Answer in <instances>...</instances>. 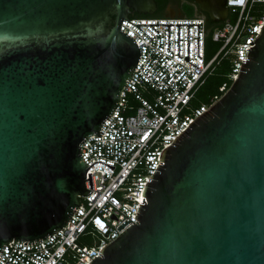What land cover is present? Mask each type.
Instances as JSON below:
<instances>
[{"label":"water","instance_id":"water-1","mask_svg":"<svg viewBox=\"0 0 264 264\" xmlns=\"http://www.w3.org/2000/svg\"><path fill=\"white\" fill-rule=\"evenodd\" d=\"M194 1L214 22L229 16L227 0ZM157 9L0 0V250L52 237L92 192L101 161L88 166L81 144L103 134L141 56L121 21ZM255 42L229 90L161 152L139 223L90 264H264V28Z\"/></svg>","mask_w":264,"mask_h":264},{"label":"built area","instance_id":"built-area-1","mask_svg":"<svg viewBox=\"0 0 264 264\" xmlns=\"http://www.w3.org/2000/svg\"><path fill=\"white\" fill-rule=\"evenodd\" d=\"M226 5L238 18L226 19L214 32L213 39L223 45L212 59L206 53L205 16H133L131 22L121 21L120 30L135 40L141 56L114 112L102 123L103 134L81 144L88 166L101 161L115 167L94 163L86 174V179L92 175L93 188L86 180L92 192L79 196L80 208H74L68 224L34 244L15 239L4 244L0 264H90L103 255L101 249L139 223L138 209L148 202L144 191L161 152L229 90L247 63V48L262 34L264 0H227ZM222 50L232 59L231 83H223L210 102L196 107L197 89ZM129 219L134 223L117 229Z\"/></svg>","mask_w":264,"mask_h":264},{"label":"trees","instance_id":"trees-1","mask_svg":"<svg viewBox=\"0 0 264 264\" xmlns=\"http://www.w3.org/2000/svg\"><path fill=\"white\" fill-rule=\"evenodd\" d=\"M158 5H161L162 0H156ZM134 16H156L162 17L163 14L144 15L135 13ZM195 16H205L207 25V42H206V53L207 58L212 59L221 49L223 42L216 41L213 39L214 32L223 27L225 21L214 22L210 19L206 12H202L199 7L188 4L184 15L180 17H195ZM238 18V13H232L229 11V16L227 20L236 21ZM231 56L227 55L224 50H222L217 56L213 63V67L209 74H207L204 82L199 86L196 92V96L193 100V104L197 107L204 102H210L211 98L219 92V88L225 82L231 83L229 75L231 72Z\"/></svg>","mask_w":264,"mask_h":264},{"label":"flooded vegetation","instance_id":"flooded-vegetation-1","mask_svg":"<svg viewBox=\"0 0 264 264\" xmlns=\"http://www.w3.org/2000/svg\"><path fill=\"white\" fill-rule=\"evenodd\" d=\"M161 5H158L156 14H163L165 16H182L185 13L188 4L197 6L194 0H162ZM203 12V11H202Z\"/></svg>","mask_w":264,"mask_h":264}]
</instances>
